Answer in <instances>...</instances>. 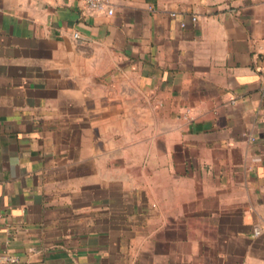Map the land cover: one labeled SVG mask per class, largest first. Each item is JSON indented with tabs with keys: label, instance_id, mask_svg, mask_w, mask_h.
Listing matches in <instances>:
<instances>
[{
	"label": "crops",
	"instance_id": "obj_1",
	"mask_svg": "<svg viewBox=\"0 0 264 264\" xmlns=\"http://www.w3.org/2000/svg\"><path fill=\"white\" fill-rule=\"evenodd\" d=\"M115 2L0 0V257L264 264V0Z\"/></svg>",
	"mask_w": 264,
	"mask_h": 264
},
{
	"label": "built area",
	"instance_id": "obj_2",
	"mask_svg": "<svg viewBox=\"0 0 264 264\" xmlns=\"http://www.w3.org/2000/svg\"><path fill=\"white\" fill-rule=\"evenodd\" d=\"M116 0H83L84 6L93 12L96 13H102L107 16H113L115 14V8H116ZM176 15L173 14V17ZM192 20L194 22H197V18L193 17ZM184 27L185 24H182ZM75 38L79 37L78 33L74 34ZM259 229H255V233H258ZM0 262L2 264H18L19 263V258L13 255H10L8 253H4L0 257Z\"/></svg>",
	"mask_w": 264,
	"mask_h": 264
}]
</instances>
